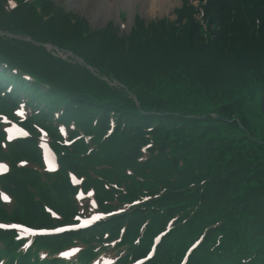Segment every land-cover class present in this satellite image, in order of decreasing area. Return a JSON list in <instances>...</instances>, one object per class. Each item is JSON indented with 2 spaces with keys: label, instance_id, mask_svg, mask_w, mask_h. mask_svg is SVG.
I'll list each match as a JSON object with an SVG mask.
<instances>
[{
  "label": "trees",
  "instance_id": "obj_1",
  "mask_svg": "<svg viewBox=\"0 0 264 264\" xmlns=\"http://www.w3.org/2000/svg\"><path fill=\"white\" fill-rule=\"evenodd\" d=\"M214 3L215 9H207L205 15L215 19V26L219 29L213 32V37L208 42L204 40L205 37L196 19L190 34L183 33V27L179 28V25L175 27L163 21L159 22L161 23L159 26V23L152 24L149 29L136 33L128 43L103 37L101 43L106 49L99 56L95 53L102 46H97L96 39L84 43L83 38H79L81 35L79 32L75 39L76 48L73 47L72 51L83 54L92 65L103 68L105 75L124 83L139 101L138 108L123 89L109 86L107 82L99 81L85 70L86 77L82 82L87 85L91 99L96 102L95 105L104 109L101 116L108 117L113 113L117 126L121 120L133 116L139 124L143 122L147 124L149 122L147 120L156 118L158 112L168 108L163 84L184 81L190 92L204 94L216 105L218 120L210 116L207 118L213 122H226L227 118H238L241 125L237 126L236 122L232 121L233 125L239 127L242 133L246 132L249 122L241 113L243 104L235 93L247 86L250 79L247 77L249 71L245 76L243 72L248 69L251 70L250 74H255L254 79L264 81V0H215ZM4 11L5 9L1 7L0 13L4 14ZM7 13H10L9 16H21L20 20L24 22V28L21 30L35 39L46 41L49 38V34L35 36L31 32L32 25L28 19L34 15L33 13H28L26 9L20 7ZM8 26L4 20L0 21V28L6 29ZM1 39L4 38L0 37V41ZM3 41L7 43L6 40ZM53 41L63 46L60 40ZM33 48L36 47L26 41H17L12 49L0 47V63L6 61L19 63L27 68V71L32 70L34 78L42 81L48 78L62 85L54 87L47 83L50 87L49 98L55 99L58 95L65 98L74 96L75 89L69 83L56 82L51 74L54 71L63 77L68 75L64 68L65 63L50 56L43 48L38 50L42 53L36 52L37 50ZM20 51L24 55L19 53ZM88 54L91 56L88 57ZM34 61L38 62L34 63L35 65L40 66V63H43L46 68L39 70L33 65ZM48 70L50 78L45 75ZM245 78L246 84L243 85ZM160 82L161 85L158 86ZM236 85L243 86L233 90V86ZM198 87L199 90H196ZM88 109L96 112L92 104ZM140 110L146 113H139ZM171 115L174 119L183 117L180 113ZM163 119L164 117H160L159 130L154 134L159 143H165L171 135L169 133L161 135L165 127ZM201 120L204 124L208 122L205 121L206 118L198 122ZM139 127L136 126L135 130ZM93 129H106L105 120L100 119ZM198 130L200 127L194 128V131ZM184 131L182 128L176 132L173 136L176 146L171 147L174 153L183 155L182 150L188 153V156L180 157L185 168L178 169L175 173L177 178H182L176 184L181 189L167 192L156 202L169 211L173 206L187 202L198 206L187 225L189 230L186 237L195 233L192 230L200 231L207 223L215 222V264H264V192H261L264 180L259 178L264 174V168L258 169L260 165L264 166V158L256 157L254 152L250 151L243 157L245 144L241 138L235 140L237 145L232 149L231 139L225 136H221V139L215 137V147L210 148L200 143L197 145L193 142V145H190L189 141H183L182 137L193 139ZM121 132L125 134L126 128ZM137 137L138 134L131 137L132 140L123 136L115 139L112 137L104 143L102 151L108 152L117 147L116 145L127 147L133 143L126 150L131 153L137 146ZM76 166L83 170L82 166L78 164ZM194 172L198 174L197 177H193ZM146 176H149V173ZM255 179L261 186L254 185ZM196 256L201 259L198 263H204L205 257H202V254Z\"/></svg>",
  "mask_w": 264,
  "mask_h": 264
},
{
  "label": "rangeland",
  "instance_id": "obj_2",
  "mask_svg": "<svg viewBox=\"0 0 264 264\" xmlns=\"http://www.w3.org/2000/svg\"><path fill=\"white\" fill-rule=\"evenodd\" d=\"M43 3L47 4L48 11L50 13H53V11L56 13V18L58 19L57 22L61 24L62 19L66 18L68 14L72 15L73 18H76L77 23L83 22L89 28L94 29L93 34L98 35V32H101L100 29H103V27L106 26L107 33L112 31H119L123 33H127L131 29L134 30L135 27H137L141 22H146L152 19H167L169 22H174L175 26L179 25L180 27H183V33L190 34V30H192L193 25H195V18L196 16L194 14L190 15V10L188 8V4L186 3V0H180V2L174 4L173 7H166L164 10H150L149 12H146L145 14L142 12L141 4L140 2H136L134 5V12L132 15V19L129 20V10L125 8L124 5H118L117 6V13L115 15L110 17H105L103 15H98L97 17H89L88 14L85 11L86 4L84 2L81 4H78L75 0H41ZM204 0H202L203 2ZM193 4L196 5V2L193 1ZM114 6V5H113ZM169 8V9H168ZM119 13V17H118ZM105 15V14H104ZM131 16V15H130ZM182 16V17H181ZM105 17V18H104ZM122 19H119V18ZM210 24L211 20H207ZM208 24V25H209ZM215 28V31L219 29L218 26H215V23L211 26V29ZM92 34V35H93ZM115 34V33H114ZM91 38H97V37H91ZM247 69V68H246ZM251 72V70L244 71V76L247 75V72ZM248 72L247 77H249V82L245 88L238 89L240 86H243L246 84V78L245 83L243 85H236L233 86V90H236L237 96L240 98V101L243 104V111H241L242 115H244L249 122V125H254L256 127H260L261 131L256 132L255 130H252L251 127L247 129V133L251 132L254 135H258L260 137L261 134H264V81L260 82L254 79L255 74H250ZM163 88H166L167 91V85H164ZM186 91V89H185ZM185 91H181L178 97L173 99L171 101V104L176 107H181L189 112H193L196 114H204L206 111H210L214 108L212 107V104L208 102V100L202 96V95H186ZM216 108V105H215ZM227 122H219L215 121V131H212L209 133L211 137L208 138H214L218 137L221 139V136H225L228 139H231L230 141H233V143L230 145L232 149L235 148L236 143L235 140L238 138H243L246 136L241 131H239L238 128L235 127L231 123L230 120H226ZM230 122V123H228ZM240 124V122H239ZM211 128V127H210ZM215 133V134H214ZM155 139V138H154ZM229 141V142H230ZM242 141L245 144V147L247 148L245 150V153L247 152H254L256 157H263L264 158V148H261V146H264V138H259L255 143L249 142L245 139H242ZM173 140L170 139V145L172 144ZM161 145H163L161 143ZM167 145V144H166ZM168 146V145H167ZM168 148H170L168 146ZM226 148V147H225ZM163 154L166 158L169 157V161L160 168L163 172H165L167 169H170L171 166L176 162V160L173 159V155L171 154V151L169 149H166ZM183 154L188 156V153L183 151ZM264 168L263 165H260L258 169ZM158 170L155 173V176L161 177L163 176ZM14 177L11 176L7 181H10ZM260 179L264 180V176H259ZM163 178L160 180L156 179V183H162ZM251 184V183H250ZM254 185L261 186L260 183H256V179L254 180ZM252 185V188L255 189V186ZM17 191L20 190L21 185L17 184L15 185ZM261 192H264V188L261 189ZM26 206V212L30 214L31 211L37 212L38 209L28 203H26V198L23 199Z\"/></svg>",
  "mask_w": 264,
  "mask_h": 264
},
{
  "label": "bare ground",
  "instance_id": "obj_3",
  "mask_svg": "<svg viewBox=\"0 0 264 264\" xmlns=\"http://www.w3.org/2000/svg\"><path fill=\"white\" fill-rule=\"evenodd\" d=\"M78 4L81 2L86 4L85 11L89 17H97L98 15H103L105 17H110L115 15L117 12L118 5H124L126 9L129 10V20L132 19L134 12V5L136 2H140L142 12L145 14L150 10H164L167 6L173 7L174 4L180 2V0H75ZM114 5V6H113ZM168 8V9H169ZM105 14V15H104ZM104 17V18H105Z\"/></svg>",
  "mask_w": 264,
  "mask_h": 264
},
{
  "label": "snow or ice",
  "instance_id": "obj_4",
  "mask_svg": "<svg viewBox=\"0 0 264 264\" xmlns=\"http://www.w3.org/2000/svg\"><path fill=\"white\" fill-rule=\"evenodd\" d=\"M0 168H4V170L6 171L7 169H6V166H4V165H0ZM3 199L4 200H8V197L5 195V196H3ZM16 227H19L18 225H16ZM27 230V229H26ZM57 231H60V229H57Z\"/></svg>",
  "mask_w": 264,
  "mask_h": 264
}]
</instances>
